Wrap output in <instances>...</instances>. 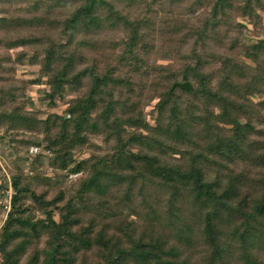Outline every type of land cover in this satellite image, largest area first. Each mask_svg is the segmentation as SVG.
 I'll use <instances>...</instances> for the list:
<instances>
[{
	"label": "trees",
	"instance_id": "obj_1",
	"mask_svg": "<svg viewBox=\"0 0 264 264\" xmlns=\"http://www.w3.org/2000/svg\"><path fill=\"white\" fill-rule=\"evenodd\" d=\"M261 9L0 0V49L23 48L0 59V149L14 167L1 264H264ZM26 61L63 114L29 109L41 81H16ZM32 145L52 157L25 166Z\"/></svg>",
	"mask_w": 264,
	"mask_h": 264
},
{
	"label": "rangeland",
	"instance_id": "obj_2",
	"mask_svg": "<svg viewBox=\"0 0 264 264\" xmlns=\"http://www.w3.org/2000/svg\"><path fill=\"white\" fill-rule=\"evenodd\" d=\"M261 12L264 17V10L262 11L261 9ZM59 13H61L59 17L64 18L67 15V10H63ZM24 32L25 31H22V33ZM16 33L17 31H10L6 33V35L11 36V35H15ZM116 34H117L116 32L113 33V35H116ZM21 50H23V48H18L14 50L0 49V59L2 58V56H7V55L10 56L11 58H14L15 55L19 53ZM39 69H40L39 66L30 65L28 64L27 61L22 64L16 65V74H15L16 81L17 80H28L29 81V80H34V79H38L41 81L40 84L33 85L28 88V91H27L28 97H30L33 102V105L29 106L30 107L29 109H33L35 111L41 112V117L43 119H45L51 113L63 114L65 109L67 108V104H65L64 101L56 99L55 100L56 106L51 107L50 105H48L47 101L41 100L44 96L42 91L47 89V85H46L47 78L43 76V74H41ZM71 97L72 96H67L66 99H70ZM257 97L254 96L252 97V99H254L255 101H258ZM28 139L34 140L36 142L38 141V138L29 137ZM95 142L99 145L104 146L103 142H101L100 139H95ZM36 148H37V152H32L34 151L32 149H36ZM41 153L44 154L46 158L52 157L50 152L42 149L41 147L37 145H32L28 150V155L30 157V160L25 163V166L30 164V161H32L35 156ZM90 153H91V150H88V149L83 150L82 152L76 153L75 158L77 159L88 158L90 156ZM11 161L12 160L10 159V157H8V154L4 153L0 149V229L6 220L7 214L9 212L8 207L9 208L11 207L9 202L11 201L12 195L14 193L13 186H12V172L14 171V167ZM40 170L42 173L44 172L47 176L53 175L52 167L49 161L46 159L43 162V164L40 166ZM25 171L29 175L33 174V172L29 170V168L28 169L26 168ZM63 174L68 175V181H73L77 179L78 177H80L81 175V174H78V175L66 174V172H64ZM56 219H58L57 216H56ZM0 264H1V258H0Z\"/></svg>",
	"mask_w": 264,
	"mask_h": 264
},
{
	"label": "water",
	"instance_id": "obj_3",
	"mask_svg": "<svg viewBox=\"0 0 264 264\" xmlns=\"http://www.w3.org/2000/svg\"><path fill=\"white\" fill-rule=\"evenodd\" d=\"M178 87L184 91H191L193 90V86L190 83H176L173 88Z\"/></svg>",
	"mask_w": 264,
	"mask_h": 264
},
{
	"label": "built area",
	"instance_id": "obj_4",
	"mask_svg": "<svg viewBox=\"0 0 264 264\" xmlns=\"http://www.w3.org/2000/svg\"><path fill=\"white\" fill-rule=\"evenodd\" d=\"M32 150H34V151H32V152H37V148L36 149H32ZM9 203H11V201L9 202ZM11 205V204H10ZM7 208V207H6ZM8 209L10 210V208L8 207ZM8 210V211H9Z\"/></svg>",
	"mask_w": 264,
	"mask_h": 264
}]
</instances>
